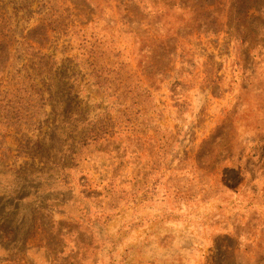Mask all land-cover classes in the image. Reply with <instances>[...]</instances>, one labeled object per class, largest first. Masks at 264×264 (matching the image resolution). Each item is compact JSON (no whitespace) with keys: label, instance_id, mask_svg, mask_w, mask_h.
Listing matches in <instances>:
<instances>
[{"label":"rangeland","instance_id":"rangeland-1","mask_svg":"<svg viewBox=\"0 0 264 264\" xmlns=\"http://www.w3.org/2000/svg\"><path fill=\"white\" fill-rule=\"evenodd\" d=\"M0 264H264V0H0Z\"/></svg>","mask_w":264,"mask_h":264}]
</instances>
